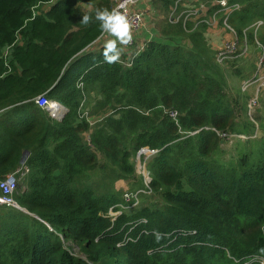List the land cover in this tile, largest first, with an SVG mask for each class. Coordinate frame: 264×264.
Returning a JSON list of instances; mask_svg holds the SVG:
<instances>
[{"label": "trees", "instance_id": "trees-1", "mask_svg": "<svg viewBox=\"0 0 264 264\" xmlns=\"http://www.w3.org/2000/svg\"><path fill=\"white\" fill-rule=\"evenodd\" d=\"M45 1L0 0V178L28 151L14 198L30 213L0 205V264H260L264 97L252 136L249 92L227 90L226 64L236 60L216 61L204 22L169 23L167 40L147 42L130 65L106 63L103 47L76 58L102 32L82 17L112 0L89 12L79 5L88 0ZM228 2L240 5L228 18L239 40L256 39L264 54V0ZM39 95L67 109L60 120ZM227 133L249 137L227 150ZM144 146L157 150L146 161L150 192L111 221L116 184L143 187L134 156Z\"/></svg>", "mask_w": 264, "mask_h": 264}, {"label": "built area", "instance_id": "built-area-1", "mask_svg": "<svg viewBox=\"0 0 264 264\" xmlns=\"http://www.w3.org/2000/svg\"><path fill=\"white\" fill-rule=\"evenodd\" d=\"M56 0H46L45 3L51 4ZM113 4L111 6V10L114 8H118L120 5H123L122 8H119L120 11L126 14L129 22L132 25V34L133 40L132 42L124 47L129 49L130 54L128 55L125 61H122L125 65H130L133 57H135L139 52L143 50L146 43H139L136 41V36L140 33L143 25H144V13L140 10H136L135 6L143 0H112ZM216 5L218 8L214 11L213 14L210 15L208 21L199 20V22H204L207 27H211L216 23V18L220 19L222 26H224L225 30L230 33L231 37L229 39L224 40L222 45L214 50V56L218 63L226 64L228 61L237 60L241 57H246L250 50V44L247 43L246 39L239 40L236 32L228 24V18L230 14L238 10L240 5L236 2L230 4L228 0H216ZM262 24L261 20H257L253 22L250 27L257 30V28ZM255 47L258 48L260 55L257 56L255 70L254 73L244 80L241 84V91H248L249 97L246 101L247 115L254 122L255 128H257V124L253 119V113L259 107L260 100L264 95V54L263 49L260 43L255 39ZM35 103L42 109H44L48 116L55 119L60 120L62 116L65 114L67 109L55 100H51L44 95H39L35 98ZM170 116L175 118L177 112L169 111ZM80 117H85L89 123H92L89 120V115L85 109H83L80 113ZM93 124V123H92ZM233 133H227L226 135H222L224 141L232 139L230 136ZM256 133L252 132V136H255ZM235 137L240 138L241 135L234 134ZM241 139V138H240ZM242 140V139H241ZM157 152L156 149L149 148L147 146L139 148L134 156V164L137 159V170L136 173L141 177V181L143 184L142 188L136 190H126L121 194V201L118 202L115 206L109 208L108 212L105 216H108L111 221H113L123 210L131 209L136 207L140 202V194L149 193L150 192V182L151 176L146 168L147 159ZM25 159L23 160L21 166L16 171L5 175L3 178H0V205L14 207L22 210V208L18 205L14 198L15 190L18 186V177L17 174L21 173L22 175L28 172V167L25 164ZM144 221V220H143ZM260 264H264V259H259Z\"/></svg>", "mask_w": 264, "mask_h": 264}, {"label": "crops", "instance_id": "crops-1", "mask_svg": "<svg viewBox=\"0 0 264 264\" xmlns=\"http://www.w3.org/2000/svg\"><path fill=\"white\" fill-rule=\"evenodd\" d=\"M93 1L95 0H88L87 2H81L79 4L81 11L82 12L91 11V9L93 8V4H92ZM112 4H113V1H112ZM214 6L217 9L216 0H210V1L209 0H174L173 3L168 5L167 9H164L162 0H143L135 6L136 10L138 11L140 10L141 12L144 13V26L142 27L140 31L138 41L139 43H147L149 41L165 42L167 40L166 37H168L166 35L167 34L166 31L169 29V23L178 24L179 22H181L183 29H184L185 24L188 22H191L194 24V26H196L199 23H201L199 22V20H205V21L209 20L210 15L213 14L215 11V10H212L211 12H209V10L211 7H214ZM44 7H47V4H44ZM154 14H156L157 16L155 17L152 16ZM153 25L155 28L153 27ZM218 25L222 26L220 22ZM218 25L216 24L212 28H207L204 32L206 40L211 45L213 50L216 48V47L213 48V45L214 44L219 45L220 40L222 39V36H223L222 28L215 29V27L219 28ZM227 34H228L227 39H229L231 35L230 33H227ZM111 38L112 37H110L108 34L101 32L100 35H98L96 39H94L85 48H83L82 50L78 52L76 58L80 56H84L89 53L97 52L100 48L104 46L105 42ZM173 39L175 43H179L180 45L189 47L188 41L185 37L183 38V36L181 37L179 34H175V37ZM129 54H130L129 49L127 47L121 46L120 62L125 61ZM7 120L17 121V119H14V118L7 119ZM89 120L92 123H94V119L89 118ZM23 154H24V150L22 151L19 164L12 171L6 173L5 175L12 173L20 168L24 160ZM24 175H22L21 173L17 174L19 182L21 181Z\"/></svg>", "mask_w": 264, "mask_h": 264}, {"label": "clouds", "instance_id": "clouds-1", "mask_svg": "<svg viewBox=\"0 0 264 264\" xmlns=\"http://www.w3.org/2000/svg\"><path fill=\"white\" fill-rule=\"evenodd\" d=\"M122 7L123 5L112 10L97 9L94 17L86 14L80 21L87 26L95 20L100 30L112 37L105 42L102 51L104 61L108 64L118 63L121 57V46H127L133 40L132 25L126 14L119 10Z\"/></svg>", "mask_w": 264, "mask_h": 264}, {"label": "rangeland", "instance_id": "rangeland-1", "mask_svg": "<svg viewBox=\"0 0 264 264\" xmlns=\"http://www.w3.org/2000/svg\"><path fill=\"white\" fill-rule=\"evenodd\" d=\"M152 16L155 17L157 15L154 14ZM154 22H156V21H154ZM158 22H159V20H158ZM219 22H220V19L216 18V24L217 25L219 24ZM216 24H214L213 26H215ZM220 24L222 25L221 22H220ZM213 26L208 27V28H212ZM218 26H219V28L215 27V29H221L222 28V35L223 36H222V39L220 40V44L219 45H215V44L213 45V48L216 47L214 50L218 49L222 45L224 40L227 39V35H228L227 34L228 32L225 30L224 26H220V25H218ZM153 27H154V25H153ZM139 35H140V33H138L137 36H136V41L137 42H139L138 41ZM217 46H219V47H217ZM259 55H260V53H259L258 48L254 47V46H251L250 50H249V53L247 54L246 57H241V58L237 59L236 61L229 62V64L228 63L226 64V66H227V68H226V70H227L226 81H227V90H228L229 93H235L236 89L241 91L242 82L244 80H246L247 78H249L254 73V70H255V67H256L255 64H256L257 56H259ZM234 69H238L239 72L238 73L235 72ZM244 76H245V78H243ZM262 97H264V95ZM260 113H261V115L264 116V104H262V103H261V112ZM252 129H253V133H257V131H258L257 128L252 127L251 131H252ZM239 135H241L240 138L242 140H244L245 143H246V141L248 140L249 136L247 134H239ZM234 136L235 135L232 134L230 136L232 139H229V140L221 142L223 149H227V150L230 149V146H232L231 144H232V140H233ZM134 166H135V170H137V159L135 160ZM116 187L120 188V190L122 189L121 190L122 192H124L126 190H130L128 184L124 183V182H118L116 184ZM65 246L67 247L68 244L65 243ZM72 251L76 255L81 256L78 247H76V246L73 247Z\"/></svg>", "mask_w": 264, "mask_h": 264}, {"label": "water", "instance_id": "water-1", "mask_svg": "<svg viewBox=\"0 0 264 264\" xmlns=\"http://www.w3.org/2000/svg\"><path fill=\"white\" fill-rule=\"evenodd\" d=\"M28 155V151H24V154H23V158L25 159V157ZM23 211H25L26 213H29L27 212L26 210L22 209ZM30 214V213H29ZM33 215V214H32Z\"/></svg>", "mask_w": 264, "mask_h": 264}]
</instances>
